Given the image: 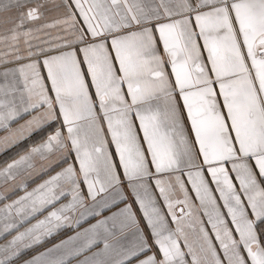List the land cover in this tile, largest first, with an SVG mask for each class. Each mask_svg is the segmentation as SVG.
<instances>
[{"label":"snow or ice","instance_id":"1","mask_svg":"<svg viewBox=\"0 0 264 264\" xmlns=\"http://www.w3.org/2000/svg\"><path fill=\"white\" fill-rule=\"evenodd\" d=\"M0 264H264V0H0Z\"/></svg>","mask_w":264,"mask_h":264}]
</instances>
